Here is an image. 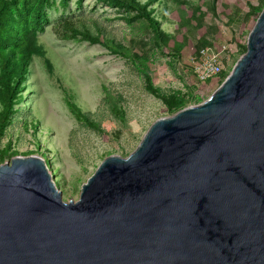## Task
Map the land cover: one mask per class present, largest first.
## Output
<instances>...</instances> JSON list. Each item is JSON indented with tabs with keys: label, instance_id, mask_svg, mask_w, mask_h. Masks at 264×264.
<instances>
[{
	"label": "water",
	"instance_id": "95a60500",
	"mask_svg": "<svg viewBox=\"0 0 264 264\" xmlns=\"http://www.w3.org/2000/svg\"><path fill=\"white\" fill-rule=\"evenodd\" d=\"M0 264H264V9L212 96L104 159L78 200L38 156L0 164Z\"/></svg>",
	"mask_w": 264,
	"mask_h": 264
},
{
	"label": "rangeland",
	"instance_id": "374dc122",
	"mask_svg": "<svg viewBox=\"0 0 264 264\" xmlns=\"http://www.w3.org/2000/svg\"><path fill=\"white\" fill-rule=\"evenodd\" d=\"M140 1L148 5L157 31L171 36L168 45L159 39L155 22L120 0H50L46 5L45 30L38 38L53 73L44 59L33 58L23 98L14 106L13 123L0 148L11 144L5 162L18 155L42 158L64 201L79 199L82 186L104 159L129 156L155 121L176 114L149 91L150 84L162 94L192 98L189 106L212 96L246 53L257 21L249 13L262 0H218L215 12L212 0H180L181 5L177 0ZM66 18H81L92 31L99 26L129 54L80 39H59L54 28ZM204 38L214 48L230 44L234 50L224 62L222 76L209 84L201 83L187 66ZM174 43L184 45L179 56ZM135 55L146 63L149 77ZM69 103L88 121L78 117Z\"/></svg>",
	"mask_w": 264,
	"mask_h": 264
},
{
	"label": "trees",
	"instance_id": "16d2710c",
	"mask_svg": "<svg viewBox=\"0 0 264 264\" xmlns=\"http://www.w3.org/2000/svg\"><path fill=\"white\" fill-rule=\"evenodd\" d=\"M120 1L132 8L138 9L141 16L148 18L151 22H155L157 31V21H155L154 17H151V12L147 10V4H143L140 0ZM157 1L161 0H148V4ZM49 2L50 0H0V103L2 106L0 110V140L5 136L13 123L14 106L23 98L33 58L39 57L44 59L49 73H53V65L46 57V50L40 44L38 38V33L45 30L43 22L47 21L45 8ZM177 3L182 4L180 0H177ZM212 3L211 9L215 12L218 0H212ZM263 9L264 0L257 7H253L249 15L256 16L258 19ZM193 20L197 25L201 26V23L197 21L196 15L193 16ZM190 21L192 22V19ZM54 31L61 40L80 39L93 44H100L115 53L129 54V51L121 44L108 38L99 26L96 25L95 31H92L81 18L63 19L54 28ZM157 32L159 33V30ZM159 39L165 45H168L171 36L159 33ZM183 47V44L174 43L173 50L177 56L180 55ZM207 47H214V45L204 38L196 44V51L192 56L198 57L201 51ZM135 56H137L142 64L141 70L143 74L149 77V68L145 65L146 63L138 55ZM187 66L191 73H193V67L189 62ZM222 74L201 83L209 84L212 80L219 79ZM149 91L163 99L171 113H177L188 107L192 101V98L187 99L185 96L177 93L173 95L162 94L152 84L149 85ZM193 99L196 98L193 97ZM69 106L78 117H82L88 121V118L81 113L76 105L69 103ZM11 150V144L4 149L0 148V164L4 163L7 158L10 159Z\"/></svg>",
	"mask_w": 264,
	"mask_h": 264
},
{
	"label": "built area",
	"instance_id": "2783aa9c",
	"mask_svg": "<svg viewBox=\"0 0 264 264\" xmlns=\"http://www.w3.org/2000/svg\"><path fill=\"white\" fill-rule=\"evenodd\" d=\"M234 53L230 44H224L219 48L207 47L198 57H192L191 65L193 73L200 82L213 79L224 72L225 60H230Z\"/></svg>",
	"mask_w": 264,
	"mask_h": 264
}]
</instances>
